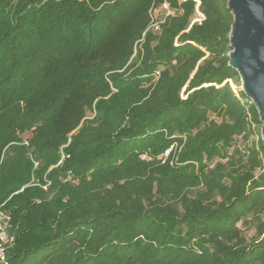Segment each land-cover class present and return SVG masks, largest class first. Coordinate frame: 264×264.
Instances as JSON below:
<instances>
[{
    "label": "trees",
    "instance_id": "1",
    "mask_svg": "<svg viewBox=\"0 0 264 264\" xmlns=\"http://www.w3.org/2000/svg\"><path fill=\"white\" fill-rule=\"evenodd\" d=\"M232 21L227 0H0L8 264H264Z\"/></svg>",
    "mask_w": 264,
    "mask_h": 264
},
{
    "label": "water",
    "instance_id": "2",
    "mask_svg": "<svg viewBox=\"0 0 264 264\" xmlns=\"http://www.w3.org/2000/svg\"><path fill=\"white\" fill-rule=\"evenodd\" d=\"M232 15L228 66L239 75L240 90L255 107L264 147V0H227Z\"/></svg>",
    "mask_w": 264,
    "mask_h": 264
},
{
    "label": "built area",
    "instance_id": "3",
    "mask_svg": "<svg viewBox=\"0 0 264 264\" xmlns=\"http://www.w3.org/2000/svg\"><path fill=\"white\" fill-rule=\"evenodd\" d=\"M152 28L157 29L158 24L152 25ZM24 144L27 145V142L25 141ZM10 225L11 215L2 204L0 205V264H8L6 253L14 243V236L10 233Z\"/></svg>",
    "mask_w": 264,
    "mask_h": 264
},
{
    "label": "rangeland",
    "instance_id": "4",
    "mask_svg": "<svg viewBox=\"0 0 264 264\" xmlns=\"http://www.w3.org/2000/svg\"><path fill=\"white\" fill-rule=\"evenodd\" d=\"M164 14H167V10L166 9H162V10H157V11H155L154 13H153V17L155 18V17H157L158 19H160ZM88 116H89V114H88ZM29 135V133H25L24 134V138H26V136L25 135ZM260 134V133H259ZM256 139V138H255ZM245 234H246V236L248 237V239H249V237H251L252 235H253V230H250V231H248V232H245Z\"/></svg>",
    "mask_w": 264,
    "mask_h": 264
}]
</instances>
